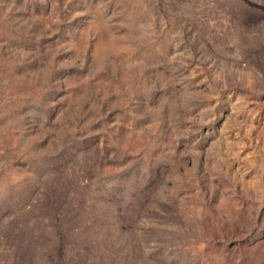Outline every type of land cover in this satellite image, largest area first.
<instances>
[{"label": "rangeland", "instance_id": "374dc122", "mask_svg": "<svg viewBox=\"0 0 264 264\" xmlns=\"http://www.w3.org/2000/svg\"><path fill=\"white\" fill-rule=\"evenodd\" d=\"M0 264H264V0H0Z\"/></svg>", "mask_w": 264, "mask_h": 264}]
</instances>
